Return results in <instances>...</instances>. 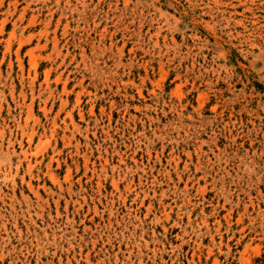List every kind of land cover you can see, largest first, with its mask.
Here are the masks:
<instances>
[{"label":"rangeland","instance_id":"rangeland-1","mask_svg":"<svg viewBox=\"0 0 264 264\" xmlns=\"http://www.w3.org/2000/svg\"><path fill=\"white\" fill-rule=\"evenodd\" d=\"M0 264H264V0H0Z\"/></svg>","mask_w":264,"mask_h":264}]
</instances>
